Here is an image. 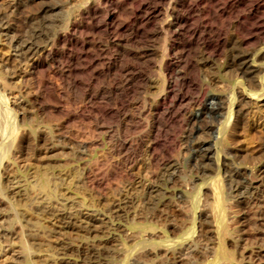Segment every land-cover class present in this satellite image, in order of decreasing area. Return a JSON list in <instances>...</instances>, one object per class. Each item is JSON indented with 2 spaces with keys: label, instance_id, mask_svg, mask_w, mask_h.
<instances>
[{
  "label": "rangeland",
  "instance_id": "rangeland-1",
  "mask_svg": "<svg viewBox=\"0 0 264 264\" xmlns=\"http://www.w3.org/2000/svg\"><path fill=\"white\" fill-rule=\"evenodd\" d=\"M3 1L0 0V4ZM62 1L65 6L60 15L64 21L92 4H95L93 9L97 7L94 10L97 11L96 18L86 17V21L84 18L87 28L74 35L71 43L56 45L53 53L47 56L48 60L54 57L48 65L39 67L24 79L7 77L12 85L0 92L9 97L8 100L4 98V102L13 108L17 123L22 125V131L27 132L22 141H17L19 146L15 151L26 157L25 162L40 158V163L47 161L55 171L78 168L77 173H81L85 181L86 190L81 191L91 193L100 205L111 198H120L125 185H138L137 194L135 189L129 194L134 196L132 203L123 209L129 211L115 218L110 228L109 235L116 237L115 248L121 249L134 241L128 236L133 234L132 221L158 219L145 207L149 185L154 181L157 183L156 174L160 170L155 162L148 161L145 145L153 130L162 127L158 140L171 148L165 152L158 148L159 157L179 162L181 168L175 175L176 181L166 184L170 187H165L164 182L159 184L172 203V212L168 219L160 217L157 222L168 230L176 243L174 248L196 242L202 249L195 258L196 264L212 261L218 248L219 251L224 248L228 258L211 264H264V0L206 3L213 12L226 7V12L216 14L208 26L198 21L203 15L187 7L189 2L197 4L200 0H134L132 4L125 0ZM200 3L203 6L204 2ZM108 14L114 15L112 38L103 26L99 29ZM179 15L191 18L186 26L176 23ZM121 23L126 26L117 28ZM57 29L61 32L65 25L61 24ZM216 39L220 43L215 53L213 48L206 47V41L215 42ZM234 45L237 52L249 56L252 72L240 75L237 66L229 64ZM13 54L5 42L0 41V58ZM200 57L208 59L202 61ZM194 63L199 66L193 68ZM169 65L181 70L193 82V86L182 89L188 100L176 120L165 113H151L165 91L170 76L167 72ZM68 67L73 70L69 72ZM207 95L215 96L216 101L222 100L226 109L223 115L214 118L201 117L203 121H213L216 125L214 131L205 134L213 157L212 169L202 172L191 165L183 141L188 129L186 117L197 112L194 102ZM31 126L35 127L36 134L28 132ZM49 134L53 135L55 147L45 152L44 137ZM6 162L4 160L0 167L1 173L6 171ZM227 167L238 169L249 179L251 185L244 194L233 197L229 192L224 170ZM215 181L220 184L226 209L223 224L230 233H224L221 222L210 210L216 198ZM73 192L76 199H81L84 193ZM194 200L197 205L192 209ZM9 207L8 203L1 204L0 215L9 211ZM97 207L82 208L97 210L96 213L105 216L106 205ZM31 216L30 225L40 219L34 213ZM4 217L0 219V227L7 226L14 231L10 243L17 246L21 238H26L24 231L29 228H22L20 222H9L8 217ZM106 220L111 219L106 217ZM71 229L54 235L47 230L39 238L52 245H59L62 241L63 246L71 244L65 254L60 250V264L64 260L83 264L84 257L78 247L85 240H80L76 229ZM9 245L3 244L4 249ZM43 248H47L46 245ZM119 252L117 250L102 263L111 264L113 260V264H134L136 249L125 257ZM37 264L48 262L38 261Z\"/></svg>",
  "mask_w": 264,
  "mask_h": 264
},
{
  "label": "bare ground",
  "instance_id": "bare-ground-1",
  "mask_svg": "<svg viewBox=\"0 0 264 264\" xmlns=\"http://www.w3.org/2000/svg\"><path fill=\"white\" fill-rule=\"evenodd\" d=\"M87 1L89 2V0ZM125 1L131 4L134 3V0ZM200 1L204 2V4L202 3L203 6H200ZM200 1L198 2L199 4L189 2L187 7L190 8L192 12L197 11L203 15L198 21L204 26L210 25V21L214 19L215 15L219 12L221 14L226 12V7L220 9L219 12L215 11L217 9L213 12L210 8H207L206 3H212L217 0ZM94 5L95 4H92L81 9L78 8V13L76 12L77 14H75L74 17H70L68 20L64 21V18L60 15L62 7L65 6V2L62 0H4L3 3L0 4V41L5 42V45H7L14 54L8 58H0V91H5L6 87L12 85L10 79L12 80L15 77L24 79L27 75L35 73L39 67L48 65L49 62H52L54 57H51L48 60L47 56L53 53L54 47L59 43H71L73 37H76L74 35L78 32L84 31V29L87 28L83 21L84 18L85 21L86 17L92 19L96 18L95 13L97 11L94 10L97 7L95 6L96 8L93 9ZM260 6L261 4H259V8ZM113 16L114 15L112 14H108L104 23L99 26V29L103 26L104 30L109 34V38H112L113 36ZM190 19L188 16L179 15V17L176 18V23L180 24V26H186ZM125 23L118 24L117 28L123 29L126 26ZM61 24L65 25V29L60 32L57 28L61 26ZM193 31H195V29ZM218 39H216L215 42L207 40L206 47L209 49L213 48L215 53L218 52V46L220 43ZM223 45L225 44L223 43ZM248 58L249 56L246 55V53L243 54V52H237L234 45L231 48L229 64L236 65L240 75L241 73L245 75L252 72L251 67L253 65L251 66ZM206 59L208 58L202 57L200 60L207 61ZM169 66L167 72L170 76L167 85L165 86V91L157 102H154L155 104L152 107L151 113H165L170 119L176 120L178 114L183 111L184 102L188 100L187 96L182 92V89L187 86H193V82L192 80L187 79L186 74L181 70ZM191 66L197 68L199 65L194 63ZM67 70L71 72L73 69L69 68ZM109 71H112V69L109 68ZM7 77L10 79H7ZM4 98L6 100L9 99V97H4L0 92V149H2V152H0V167L3 165L4 160L8 162H6V165L4 166L6 171L4 173L0 172V205L8 203L10 205V210L6 213H1L0 219L7 216L9 222L18 221L21 223L22 228L28 227L29 230L24 231L26 238H21L17 246H14V243H10V238H12L14 231L7 226L0 227L1 264H37L38 261H47L48 264H60L58 260L60 250L63 251L61 253L65 254V249L71 244L66 243V246H63L62 241V243H58L59 245H52L48 241L46 243L44 239H40V236L42 233H47V230L54 235V233L59 234L65 232L67 231L65 229L69 228L76 229L78 232V234H76L80 237V240H85V242L78 247L79 253L84 257L83 264H104L102 263L103 260L106 261L108 256H113L117 250H120V255L125 257L133 249H136L134 264H196L195 258L198 254L202 253V249L198 244L190 241L178 249L174 248L176 243L174 244L173 238H171L168 230L162 226V224L159 226L157 222L160 217L168 219V214L172 212V203L170 202L169 197L165 194V189L161 188L159 184L162 185V182H164L166 185L171 181H176L175 175L178 170L181 169L178 164L179 162L161 160L160 157L163 156L159 157V151H157L158 148H161L164 152L167 151L168 148H171L163 145L161 141L158 140V138H161L159 136L162 133V127L155 128L149 138H146V145L144 144L146 146L145 151L148 161L152 163L155 162L160 169L158 174H156L155 180L157 183H155L154 180V183H150L145 201V207L150 212V215L155 218L157 217L158 219L157 221L149 218H146V220L142 219L141 221H137L138 219L132 221L130 225L133 228V234L128 236L134 241L132 243L128 241L129 244H125L123 248L117 249L115 248L116 245H114L116 237L109 235L113 223L112 221L115 218H120L125 215L124 212L129 211V209L126 211L123 209L128 206L129 203H132L134 196L132 197L130 195V197L129 194H132L131 191L133 189H135L137 194L139 188H136V186L138 185H123L124 193L119 194V196L122 195L120 198H111L103 205H100V203L98 204L95 202L91 193H85L84 190L81 191L82 189H85V181L82 174L77 173L76 169L78 168L71 170L59 169L58 171H55L47 161L40 163V158H35V161L25 162L26 157L24 158L22 153H19L18 150L15 151V149L19 146L17 141H22L23 138L27 136V132L22 131V125L17 123L13 108L4 102ZM215 98L216 97L213 95H207L203 100H194V103L197 105V112L192 110L194 113H191L185 119L188 129L185 134L186 140L183 141V143H185V151L190 154L192 161L191 165H193L197 171L206 172L212 169L211 164L213 157L211 155L210 145H208L209 141L205 134L214 131L213 129L216 125L213 121H203L201 117L207 115L214 118L217 115L224 114L226 105H224L222 100L216 101ZM34 129L31 126V128L28 129V132L35 133ZM52 137L53 135H50L49 137L47 135L44 137L46 142L44 143L43 149L45 152L46 150H53L55 147L52 143ZM160 154H162V152ZM224 164L226 165L228 163L226 162ZM62 166L65 165L62 164ZM224 170H226L225 172L227 174L228 189L230 190L229 192L233 194V197L244 194L246 192L245 190L249 187L248 185H251L249 179L238 171V169L233 167H227L226 169L224 168ZM216 181L218 182L219 180ZM134 182L140 183V180H135ZM213 185H215L213 188L216 198L214 197L215 199L211 204L210 210L214 214L213 216H215V219L221 222L224 233H230L226 225L223 224L226 209L224 208V202L221 197L220 184L217 183ZM165 187L170 186L166 185ZM73 191H80L85 194H82L81 199H76V197L73 196ZM133 193L135 192L133 191ZM143 201L144 200H142V202ZM104 205H106L105 208ZM196 205L197 200H194L193 204H191V208L194 209ZM90 206H93V208L101 206L107 213L103 212L106 214L104 216L103 214L96 213L97 210H83L84 207L89 208ZM100 211L102 212V209ZM33 213L39 215L40 219H37V221H34V223H31L30 225V222L32 221L31 214ZM106 217H109L111 222H108ZM47 227H49V229H47ZM89 238L95 240H92L91 242ZM7 243L8 245L10 243V245L8 248L4 249L3 244L7 245ZM45 245L47 248H43ZM68 254L70 253L68 252ZM213 257L212 261H206L203 264H211L213 261L217 262L220 259L223 260L228 258L224 248L223 251H219L218 248V251ZM61 264L76 263H72L70 260H64ZM111 264H113V260Z\"/></svg>",
  "mask_w": 264,
  "mask_h": 264
}]
</instances>
